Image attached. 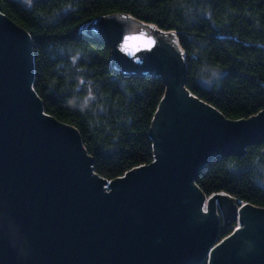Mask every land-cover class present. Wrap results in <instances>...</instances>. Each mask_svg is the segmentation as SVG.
<instances>
[{
  "label": "water",
  "instance_id": "obj_1",
  "mask_svg": "<svg viewBox=\"0 0 264 264\" xmlns=\"http://www.w3.org/2000/svg\"><path fill=\"white\" fill-rule=\"evenodd\" d=\"M113 69L160 76L155 158L107 181L78 131L44 112L29 34L0 12V264H264V208L195 184L214 158L264 144V111L237 121L184 88L181 54L126 14L89 22ZM218 213L221 215H218ZM238 226L228 232V223Z\"/></svg>",
  "mask_w": 264,
  "mask_h": 264
},
{
  "label": "trees",
  "instance_id": "obj_2",
  "mask_svg": "<svg viewBox=\"0 0 264 264\" xmlns=\"http://www.w3.org/2000/svg\"><path fill=\"white\" fill-rule=\"evenodd\" d=\"M0 12L29 34L44 112L78 131L93 172L107 181L153 162L150 128L166 86L160 76L116 72L110 47L86 32L95 18L126 14L157 31L184 60L185 90L225 119L264 111V0H0ZM208 70L219 78L206 86ZM263 169L264 144L250 146L214 158L195 184L206 197L264 208Z\"/></svg>",
  "mask_w": 264,
  "mask_h": 264
},
{
  "label": "rangeland",
  "instance_id": "obj_3",
  "mask_svg": "<svg viewBox=\"0 0 264 264\" xmlns=\"http://www.w3.org/2000/svg\"><path fill=\"white\" fill-rule=\"evenodd\" d=\"M19 1L26 4L30 0H19ZM203 74H204L203 75L204 77L202 79V83L206 86L211 85L216 79L219 78V72L217 70H208V71H205V73H203ZM262 175L264 176V169L262 170ZM262 185H264V184L262 183ZM206 202H207V200H205L204 205H203L204 212H206ZM218 215H220V214L218 213Z\"/></svg>",
  "mask_w": 264,
  "mask_h": 264
},
{
  "label": "flooded vegetation",
  "instance_id": "obj_4",
  "mask_svg": "<svg viewBox=\"0 0 264 264\" xmlns=\"http://www.w3.org/2000/svg\"><path fill=\"white\" fill-rule=\"evenodd\" d=\"M212 196H210V197H206V200H208V199H210ZM220 217H221V215H220ZM232 222H229L228 223V226H230V224H231Z\"/></svg>",
  "mask_w": 264,
  "mask_h": 264
}]
</instances>
